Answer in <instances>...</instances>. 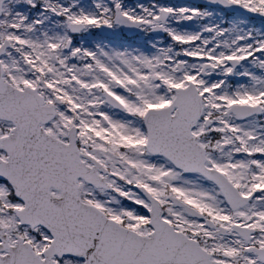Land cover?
Masks as SVG:
<instances>
[{
	"label": "snow or ice",
	"instance_id": "1",
	"mask_svg": "<svg viewBox=\"0 0 264 264\" xmlns=\"http://www.w3.org/2000/svg\"><path fill=\"white\" fill-rule=\"evenodd\" d=\"M0 264H264V0H0Z\"/></svg>",
	"mask_w": 264,
	"mask_h": 264
}]
</instances>
